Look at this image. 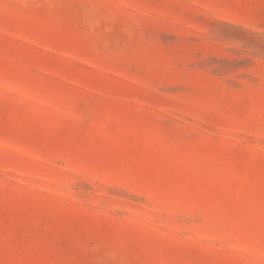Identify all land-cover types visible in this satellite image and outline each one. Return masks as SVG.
<instances>
[{
    "label": "rangeland",
    "instance_id": "1",
    "mask_svg": "<svg viewBox=\"0 0 264 264\" xmlns=\"http://www.w3.org/2000/svg\"><path fill=\"white\" fill-rule=\"evenodd\" d=\"M0 264H264V0H0Z\"/></svg>",
    "mask_w": 264,
    "mask_h": 264
}]
</instances>
